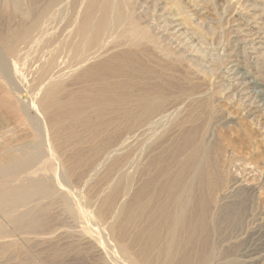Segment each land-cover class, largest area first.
<instances>
[{
  "label": "bare ground",
  "instance_id": "bare-ground-1",
  "mask_svg": "<svg viewBox=\"0 0 264 264\" xmlns=\"http://www.w3.org/2000/svg\"><path fill=\"white\" fill-rule=\"evenodd\" d=\"M158 2L149 4L151 11ZM139 4L0 0V14L12 13L14 23L0 31V91L24 118L5 131L17 143L0 160V256L12 249L9 258H17L25 242L26 259L38 258L36 264H211L218 258L214 229L222 219L235 220L247 200L230 202L244 177L223 160L210 132L212 71L221 59L183 40L177 46L184 49H175L176 35L172 43L159 33L168 23L151 28L156 18L145 17L150 10L143 16ZM181 65L184 79L192 70L208 77L205 93L177 87L173 72ZM178 97L193 109L169 119L173 104L167 107ZM201 104L208 106L206 118H196ZM245 162H237L244 171L251 168ZM74 179L86 193L71 188ZM91 242L103 249L97 259Z\"/></svg>",
  "mask_w": 264,
  "mask_h": 264
},
{
  "label": "rangeland",
  "instance_id": "rangeland-1",
  "mask_svg": "<svg viewBox=\"0 0 264 264\" xmlns=\"http://www.w3.org/2000/svg\"><path fill=\"white\" fill-rule=\"evenodd\" d=\"M205 1L206 0H160V2L156 4L157 9L156 7H154V12V9L153 11H151L152 7L149 5L151 3H154V0L152 2L151 0H140V4L143 3V8H139L137 10H141L140 13H142L143 16L150 10V14L145 17L153 14L152 19H158H153L154 22L150 24L151 28H154L157 24L163 26L164 24L168 23V25H165L168 28L167 31H159V33L162 34L163 38L167 37V35L168 37H171V39L173 40L172 43L176 41L174 40V36L176 35L175 39L178 38V40H180L179 42H177V40L173 43L176 47L175 49H184L179 45L177 46V44L180 43L181 40H183L182 44L192 45L195 50L198 49V51L209 55L207 56V58L210 57L213 59L214 56V59H216L217 57L221 59V64H219L218 67H214V70L212 71L214 78H212L213 90L211 91L212 93L213 91L215 92L212 96V93L210 92L211 101L209 99L208 104L209 107H211L210 109H212L213 113H210L208 115V112L206 111V107L208 108V106H204L201 104L198 105L200 108L198 107L196 110V112L198 111V116H196V118H206L207 115L208 117H212L210 123L212 122L211 124L213 125H210V132L214 137L216 136L215 139H217L223 151V154L225 155V158L223 157V160H226V162L232 161L231 165H236L235 167L237 168V171H244V169H242L240 165L245 161V164L247 163L246 166H251V168L245 169L246 171L248 170V172L244 171L243 173L242 171V174H240V171L237 172L238 177L241 176V178H244H238L241 179L240 181L242 182V184L241 182L240 184L242 186H239L241 187L239 188L240 191L239 189H236L235 196L232 197L234 200L230 198V200H232L230 202L238 201L241 199L245 200L246 198L243 197H247V200L246 202H244V208H242L243 210L238 213L240 215H237L235 220H232V218H228L231 220L229 221L228 219L225 220L221 218L223 221H225H221L222 224L220 223V226L217 225V227L219 226L218 228L220 230H217V227H215V231L213 232L212 237L213 240L215 239L219 256L218 258L216 256L213 259V263L211 262V264H264V256H262L264 255V0H215V2L214 0H207L206 2ZM6 13V16L4 12L0 14V31H3V29L6 30L14 24L12 13ZM217 15L220 16L218 17ZM141 20L143 21L144 19ZM146 21L148 22V20ZM159 25L157 27H159ZM2 26H4V28ZM162 26L160 27L161 29H163ZM199 26H201L202 28L207 27L205 28L206 33H204V31L202 32ZM173 34L175 35L172 36ZM198 47L201 49L199 50ZM172 50H174V48H172ZM186 55L188 57L195 58L199 56L198 54L194 53L187 54V52ZM205 63L206 62L202 64V67H206L205 65H207L208 63ZM179 68L178 70H176L177 72H173L176 77L178 75L177 80L179 81L177 87L191 86L194 88V90L192 89L193 92L197 93L196 96H198V94L205 93V90L201 88H204V86L210 83L208 77L205 78L202 74H197L195 73V70H192L194 72L192 73L193 76L191 74L190 78L184 79V74H181V72L184 70V65H181ZM198 75H201L200 78H198ZM195 78L198 79L195 80ZM240 81L243 83H241ZM245 81L247 82V84ZM191 83L192 85L196 83L197 85L201 84L202 86H195L196 84L192 86ZM176 88H174L173 90L175 91V94L176 92H178V88ZM197 88H200L199 90L201 92L197 90ZM217 91L218 93H216ZM177 94L181 95L179 92ZM178 99H180V97H178ZM178 99L173 100L167 107L169 108L173 104L172 108L174 109V111L170 108L167 109L168 112H172L169 116V119L171 117V119H179V117L182 119L183 117H185L184 115H187L193 109L192 105L189 106L193 103H188V101L186 100L181 101L180 99L181 103L177 104L176 101L178 102ZM185 102L187 105L185 104ZM182 103L184 105H182ZM14 108L15 104H13L12 97L9 94H3V91H0V160H4L6 158V155L3 154L4 148L7 145H12L15 142L17 143V140L13 142L9 137H5V131L13 126H17L19 122L24 119L21 114L15 113ZM176 108L177 112L175 111ZM201 108H204L205 111L200 112L202 111ZM212 114L215 115L213 116ZM256 116L257 119L255 120ZM213 119L214 121L216 120L217 123L214 122ZM257 120L259 121V123ZM26 130H28V127L26 126L18 127L16 129V132L24 133V131ZM218 136H220V138ZM20 141L24 140L21 139ZM20 141L19 143H21ZM59 152L60 151H58V153H55L57 154L55 155L56 157H60ZM227 157L231 161L226 159ZM237 162L242 163L239 165ZM249 162L250 164H248ZM235 167L232 170H235ZM71 188H73L74 190L75 188H77L75 191H82V193H86L87 191V189L76 180L72 182ZM244 189L246 192L244 191ZM241 191H243V194L246 196H242ZM248 195L250 196L248 197ZM77 199L78 198H73L72 201L74 204L76 203L80 205V200ZM83 209L84 207L81 206L82 211ZM91 209H93V206H91ZM80 216H82V214ZM83 216L82 218L80 217L79 221L81 219L84 221ZM256 219H258L259 221ZM252 221L255 222L250 223ZM91 222L93 221H90L89 225L96 230V225L94 226ZM258 225L259 227L255 228ZM254 229L255 231H253ZM24 243L25 242L19 243V253L17 258H9L12 256V249H10L9 252L4 256H0V264H12L15 260L25 262L26 264H32V262H34L33 264H36L38 258L26 259V245ZM91 245H94V243L91 242ZM95 245L92 247L93 249L91 248L92 255H95V257L91 256L92 258H96L97 256L100 257L103 252V249L101 253L99 251L102 248L101 246L98 249V246L96 247ZM35 248L36 247L32 249ZM42 257H44V255H42ZM92 261L94 262V260ZM97 261L98 260H95V264L99 263V261Z\"/></svg>",
  "mask_w": 264,
  "mask_h": 264
}]
</instances>
